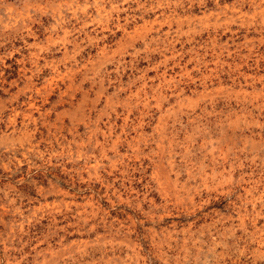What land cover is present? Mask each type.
Instances as JSON below:
<instances>
[{
    "label": "rangeland",
    "instance_id": "1",
    "mask_svg": "<svg viewBox=\"0 0 264 264\" xmlns=\"http://www.w3.org/2000/svg\"><path fill=\"white\" fill-rule=\"evenodd\" d=\"M0 264H264V0H0Z\"/></svg>",
    "mask_w": 264,
    "mask_h": 264
}]
</instances>
